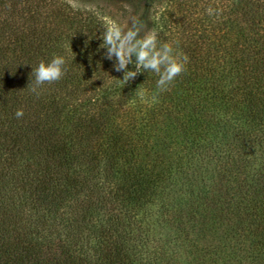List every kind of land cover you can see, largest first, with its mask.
<instances>
[{
	"label": "trees",
	"instance_id": "16d2710c",
	"mask_svg": "<svg viewBox=\"0 0 264 264\" xmlns=\"http://www.w3.org/2000/svg\"><path fill=\"white\" fill-rule=\"evenodd\" d=\"M125 4L188 57L165 92L104 58ZM0 264H264V0H0Z\"/></svg>",
	"mask_w": 264,
	"mask_h": 264
},
{
	"label": "clouds",
	"instance_id": "9594fccd",
	"mask_svg": "<svg viewBox=\"0 0 264 264\" xmlns=\"http://www.w3.org/2000/svg\"><path fill=\"white\" fill-rule=\"evenodd\" d=\"M124 10L126 15L106 26L100 36L102 48L105 49L104 58L113 61L115 71L122 72V79H119L122 86L130 84L138 74L152 72L158 76L157 94L169 90L176 78L186 71L188 57L177 54L172 43H159L157 32L146 27L145 21L141 19L142 13L136 14L131 4H125ZM205 11L209 16L220 14L219 9L211 6ZM148 19L151 20L150 15ZM65 65L64 57L59 55H55L48 63L41 61L32 69L34 81L31 91L39 95L37 89L40 86L60 81L67 71ZM129 65L133 68L129 69ZM136 91L141 100H146L147 93L140 85ZM155 98L153 95L152 99ZM23 115V109L15 113L17 119Z\"/></svg>",
	"mask_w": 264,
	"mask_h": 264
}]
</instances>
